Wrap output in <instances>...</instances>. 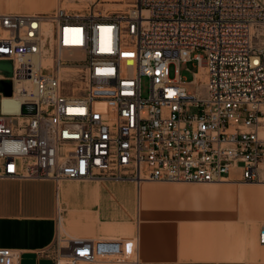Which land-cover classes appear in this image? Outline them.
I'll use <instances>...</instances> for the list:
<instances>
[{
    "label": "built area",
    "instance_id": "obj_1",
    "mask_svg": "<svg viewBox=\"0 0 264 264\" xmlns=\"http://www.w3.org/2000/svg\"><path fill=\"white\" fill-rule=\"evenodd\" d=\"M0 30V59L13 64V93H0L1 178L209 183L239 169L241 182L264 180V0L5 12ZM49 251L55 264L97 259L82 238ZM21 256L0 247V264Z\"/></svg>",
    "mask_w": 264,
    "mask_h": 264
},
{
    "label": "crops",
    "instance_id": "obj_2",
    "mask_svg": "<svg viewBox=\"0 0 264 264\" xmlns=\"http://www.w3.org/2000/svg\"><path fill=\"white\" fill-rule=\"evenodd\" d=\"M47 1L0 0V14ZM240 178L239 169L219 184L0 177V247L20 250L21 264H55L49 250L69 251L76 238L93 242L88 264H264V183Z\"/></svg>",
    "mask_w": 264,
    "mask_h": 264
},
{
    "label": "rangeland",
    "instance_id": "obj_3",
    "mask_svg": "<svg viewBox=\"0 0 264 264\" xmlns=\"http://www.w3.org/2000/svg\"><path fill=\"white\" fill-rule=\"evenodd\" d=\"M40 2H48L47 0H40ZM135 2V0H53V6H49L46 8L45 7H37L33 9H13L12 7L7 10V11H1V12H28V13H33V12H39V11H46V12H51L57 7H64L69 11H80L82 13H88L90 11L98 13L102 12L104 13L106 9H108L109 12H118L120 10H126L130 7V4ZM0 33L2 35H6V32L3 30H0ZM0 60H7V59H0ZM0 67H3L2 64H0ZM175 68L176 66L173 64L171 66V75H175ZM5 69H8V67H5ZM198 70L197 65L193 62H190L188 64H182L181 65V74L183 79L188 82L191 79H193V72H196ZM1 76L5 75L4 73L0 74ZM6 77V76H5ZM147 86L148 82L146 80L143 81V87L145 90V93H147ZM195 85L189 84L188 89L191 91H195ZM229 181V180H227ZM225 181V182H227ZM264 181V180H262ZM151 182H157V183H181L185 184L188 182H162V181H151ZM222 183V182H221ZM256 183H261V182H256ZM77 264H88L84 261H80Z\"/></svg>",
    "mask_w": 264,
    "mask_h": 264
},
{
    "label": "water",
    "instance_id": "obj_4",
    "mask_svg": "<svg viewBox=\"0 0 264 264\" xmlns=\"http://www.w3.org/2000/svg\"><path fill=\"white\" fill-rule=\"evenodd\" d=\"M0 64L3 65V67H0V74L4 73L6 76V78H0V93L10 96L13 93V80L9 77L13 73V64L10 60H0ZM5 67H8V69H5Z\"/></svg>",
    "mask_w": 264,
    "mask_h": 264
},
{
    "label": "bare ground",
    "instance_id": "obj_5",
    "mask_svg": "<svg viewBox=\"0 0 264 264\" xmlns=\"http://www.w3.org/2000/svg\"><path fill=\"white\" fill-rule=\"evenodd\" d=\"M113 13V12H112ZM111 14V13H109ZM34 61L39 63L40 62V59L39 57L35 56L34 57ZM16 85H20L17 81H16ZM4 110H8V105L6 103V101L4 102V107H3ZM67 180H78V179H67ZM143 181H146V180H137V182H143ZM221 182H209V183H199V182H188V183H185V184H219ZM223 183V182H222ZM242 183H248V184H262L264 183V181H261V183H249V182H242Z\"/></svg>",
    "mask_w": 264,
    "mask_h": 264
}]
</instances>
